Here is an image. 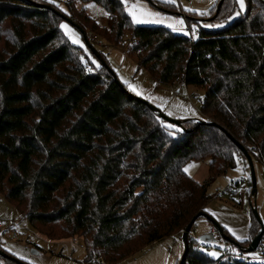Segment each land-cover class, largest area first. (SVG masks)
<instances>
[{"label": "trees", "instance_id": "obj_1", "mask_svg": "<svg viewBox=\"0 0 264 264\" xmlns=\"http://www.w3.org/2000/svg\"><path fill=\"white\" fill-rule=\"evenodd\" d=\"M77 1L104 5L113 16L108 42L119 46L130 33L139 68L160 83L205 89V119L167 123L116 81L108 64L98 69L84 62L83 48L62 33L56 13L95 34L97 24L75 10ZM66 6L67 13L48 0H0V192L24 217L32 225L71 221L84 236L87 262L100 256L119 264L167 237L182 238L207 212L217 178L238 160L248 187L234 184L251 198L250 168L231 138L264 167V0H246L233 22L200 29L197 38L134 25L123 0H67ZM236 7V0H224L208 19L186 17L213 24L227 21ZM192 160L208 161L203 182L185 171ZM252 217L250 238L224 241L228 248L238 243L245 252L260 229ZM189 238L185 264H253L211 257L203 251L210 244Z\"/></svg>", "mask_w": 264, "mask_h": 264}, {"label": "rangeland", "instance_id": "obj_2", "mask_svg": "<svg viewBox=\"0 0 264 264\" xmlns=\"http://www.w3.org/2000/svg\"><path fill=\"white\" fill-rule=\"evenodd\" d=\"M48 1L56 2L60 11L68 12L67 0ZM180 2L182 9L178 0H174V2L173 0H123L125 10L134 25L166 27L178 34L193 38L199 36L198 31L200 29L215 30L224 28L233 22L240 13L246 11V0H244L243 8H241L239 0H236L237 7L227 21L219 18L213 24L208 22L189 23L187 17L208 19L212 14V8L217 7L219 0H180ZM133 5H136L135 9H132ZM130 9L135 12L137 18L146 22L136 23L133 15L130 14ZM75 10L78 13L84 12L97 24L98 30L95 32L97 39L90 43L99 54L105 57L106 64L113 70L120 83L170 118L182 121H202L205 119L202 114L205 89L186 85L183 81L169 84L160 83L147 68H139L138 54L133 51V45L136 41L130 33L125 35L122 44L119 46L108 42L111 40L110 35L113 32L112 23L109 21L110 13L104 5L94 1H77ZM63 25H67L71 29V33ZM10 29L9 25L4 28V35L9 37V42L12 41L10 39ZM60 29L72 44L83 48L84 62L98 69L102 67V60L91 52L85 42L84 35L76 26L67 20H62ZM106 32L109 35H106ZM95 34L87 31L86 36L93 38ZM145 55L146 53L141 51V56ZM207 166L208 161L192 160L185 165V169H188L186 172L190 176L199 182H203L208 174ZM255 169L257 174L255 200L264 220V191L261 189V196L259 192L260 187L263 185L262 174L264 169H261L258 163ZM242 175V167L239 164L235 169H231L226 174L218 177L209 190L213 199L206 209V213L215 219L221 227H226L236 238L239 237L238 241H244L251 236L253 217L247 194L242 187H238L237 195L234 196L235 200L229 196L219 197L218 193L223 191L228 184L239 181ZM17 206V203L11 202L0 192V246L1 250L8 255L26 264H96L95 259L103 261L100 256L93 257L90 262L86 261L88 253L84 236L81 231L74 232L76 229L71 221L59 220L52 223H35L32 225L24 217L23 209L19 207L20 212ZM212 227L213 225L207 218H199L191 231V239L198 240L201 235L210 234ZM48 233H51V236H48ZM213 235L216 240L210 245L208 244L209 247L203 249L207 255L218 258L221 255L236 251V248H228V245L225 244L219 234L213 233ZM54 237L58 239H52ZM184 251L185 245L180 236L167 237L119 264H179ZM211 253H216V255L213 256ZM97 254L102 255L99 252ZM102 256L105 258L104 255ZM107 261L106 259L104 264H108ZM0 262L9 264L1 256Z\"/></svg>", "mask_w": 264, "mask_h": 264}, {"label": "water", "instance_id": "obj_3", "mask_svg": "<svg viewBox=\"0 0 264 264\" xmlns=\"http://www.w3.org/2000/svg\"><path fill=\"white\" fill-rule=\"evenodd\" d=\"M224 0H220L219 4H218V11L220 10L222 4H223ZM48 8H50V6H47ZM56 13L61 16L63 18V20H67L69 21L71 24H73L74 26H76L84 35L85 38V42L87 44V46L89 47V49L91 50V52L96 55L97 58L101 59L103 62V65L106 66V62L103 60L101 54H99L96 49L93 48V46L91 45L89 38L86 36L85 31L83 29H81L77 24H75L74 22H72L69 18H67L66 16H64L62 13L57 12ZM217 16V15H216ZM213 17L212 19L216 18ZM109 68L110 73L114 76L115 80L119 82V80L117 79V76L115 75V73L113 72V70H111V68L109 66H107ZM120 83V82H119ZM121 84V83H120ZM122 85V84H121ZM154 112H156L159 117L161 119H163L164 121H166L167 123L170 124H174L176 126L182 127L183 123L185 121L182 120H177V119H173L170 118L169 116H167L166 114H164L161 110H159L157 107H155L154 105L150 104L149 102L143 100ZM206 123V122H204ZM211 125L217 126L215 123H209ZM229 137H231L230 135H228ZM233 140V142L239 147V149L245 154L247 162H248V166L250 168V177L252 180V199L250 200V206L252 209V213L255 217V219L257 220L259 226H260V230L258 231V233L256 234V236L252 239V241L250 242V244L244 249L245 253H253L254 251H256L258 249V247L260 246V243L262 241V238L264 236V220L259 212L257 203H256V194H257V174H256V169H255V164L253 162L252 156L251 154H249V152L246 150V148L238 141H236L235 139L231 138ZM201 217L207 218L211 224L213 225L214 228H216L218 230V233L220 236H222L224 241L230 242V243H234L233 239L227 235H225V233L223 232V228L219 225V223L213 219L212 217H210L207 213H200L198 216H196L193 221L187 226L186 230L183 232L182 235V240L184 242L185 245V251L184 254L179 262V264H185L186 261V257L189 251V236L191 234L192 231V226L195 223V221ZM214 232L210 233V234H203L198 238V241L200 243L203 244H210L212 242H214L216 239L213 235ZM236 248L242 250V247L240 246V244L236 243L235 245ZM0 256L3 257L4 259H12L15 260L18 264H26L24 262L18 261L16 259H14L13 257H11L10 255H8L6 252L0 250Z\"/></svg>", "mask_w": 264, "mask_h": 264}, {"label": "built area", "instance_id": "obj_4", "mask_svg": "<svg viewBox=\"0 0 264 264\" xmlns=\"http://www.w3.org/2000/svg\"><path fill=\"white\" fill-rule=\"evenodd\" d=\"M178 1L180 4V7L182 9L181 2H180V0H178ZM184 1H190V0H184ZM109 20L112 21L113 16H110ZM96 39H97V36H93V38L89 37L90 42H94V41H96ZM253 151L256 152L257 158L259 159L260 157L258 155L257 148H254ZM237 192H238L237 186L234 183H231V184H228V186L223 191L219 192L218 195H219V197L220 196H235V195H237ZM0 227H1V225H0ZM213 229H214L213 232L218 234V230L216 228H213ZM241 253L242 252L239 249H236V251L231 252L229 254H224L222 256H223V258H228L229 256L236 257V258H239L242 260H247L253 264L254 263L264 264V236L262 238L260 246L258 247V249L256 251H254L253 253H244V254H241ZM94 262L96 264H104V262L100 259H95Z\"/></svg>", "mask_w": 264, "mask_h": 264}, {"label": "crops", "instance_id": "obj_5", "mask_svg": "<svg viewBox=\"0 0 264 264\" xmlns=\"http://www.w3.org/2000/svg\"><path fill=\"white\" fill-rule=\"evenodd\" d=\"M110 21V20H109ZM110 23H112V21H110ZM241 165V167H242V172H243V175H242V177H241V179L240 180H243V184L245 185V187H248L247 186V172H246V170H245V165H244V163L242 162V161H239L238 160V165ZM238 165H237V167H238ZM260 167H261V169H264V167L262 166V165H260ZM207 170H208V166H207ZM207 176H208V174H207ZM207 178V177H206ZM262 178H263V185H262V187H260V190H259V192H260V196H261V189H262V191H264V171H263V174H262ZM247 197H248V195H247ZM252 199V197L251 198H249L248 197V200H249V204H250V200ZM214 227H212V231H211V233L214 231V229H213ZM227 233H228V236L229 237H231V238H233V239H235V240H237V238L230 232V230L229 229H227L226 227H222ZM203 234V233H202ZM250 238V237H249ZM248 238V239H249ZM248 239H246V240H248Z\"/></svg>", "mask_w": 264, "mask_h": 264}, {"label": "snow or ice", "instance_id": "obj_6", "mask_svg": "<svg viewBox=\"0 0 264 264\" xmlns=\"http://www.w3.org/2000/svg\"><path fill=\"white\" fill-rule=\"evenodd\" d=\"M173 2H174V0H173ZM239 4H240L241 8H243V7H244V0H239ZM135 8H136V5H133V6H132V9H135ZM132 9H130V14L133 15L134 20H135L136 23H143V22H146V21H144L143 19H139V18H137L135 12H134ZM141 11H142V10H141ZM147 14H148V15H152L151 13H147ZM63 27H64L69 33H71V29H69L67 25H63ZM74 42H77V43H78V41H75V40H74ZM169 127H172V126L169 125ZM185 171H188V169H185ZM237 239H239V237H237ZM211 254H212L213 256L216 255V253H211Z\"/></svg>", "mask_w": 264, "mask_h": 264}]
</instances>
